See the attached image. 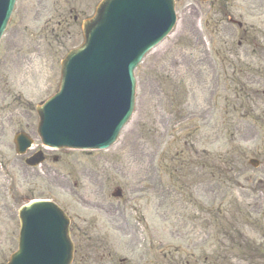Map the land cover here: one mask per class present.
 Masks as SVG:
<instances>
[{
  "label": "rangeland",
  "instance_id": "374dc122",
  "mask_svg": "<svg viewBox=\"0 0 264 264\" xmlns=\"http://www.w3.org/2000/svg\"><path fill=\"white\" fill-rule=\"evenodd\" d=\"M99 1L16 0L0 41V264L16 249L18 209L37 199L71 218L73 264L183 263L198 257L189 242L206 221L211 264L232 255L264 264V53L238 49L240 31L225 21L207 35L208 4L176 0V26L138 68L134 114L114 146H41L35 107L57 91L60 60L81 44L80 23ZM241 23L264 31V19ZM20 131L34 142L27 156L46 155L35 169L15 155ZM123 222L144 228L140 248H126Z\"/></svg>",
  "mask_w": 264,
  "mask_h": 264
},
{
  "label": "water",
  "instance_id": "95a60500",
  "mask_svg": "<svg viewBox=\"0 0 264 264\" xmlns=\"http://www.w3.org/2000/svg\"><path fill=\"white\" fill-rule=\"evenodd\" d=\"M15 0H0V39ZM175 24L172 0H103L81 25L83 45L61 63L59 93L37 107V134L52 149L106 150L132 114L133 71ZM32 141L14 138L23 155ZM41 152L25 161L35 168ZM253 167L259 163L251 160ZM116 189L113 197L120 196ZM18 249L7 264H71L69 220L53 203L33 202L18 211Z\"/></svg>",
  "mask_w": 264,
  "mask_h": 264
},
{
  "label": "flooded vegetation",
  "instance_id": "af4514ba",
  "mask_svg": "<svg viewBox=\"0 0 264 264\" xmlns=\"http://www.w3.org/2000/svg\"><path fill=\"white\" fill-rule=\"evenodd\" d=\"M205 4L209 6L206 8L210 13V18L206 19L204 22L203 30L208 33L217 31L218 21H225L227 25H234L240 31V38L237 41L238 49L244 48V53H248V48L250 50V55L255 57L258 53H264V31L250 26V29L246 28L241 21L245 18H252L257 22H261L264 19V0H213L205 3L198 2V6L201 7ZM238 7V9L236 8ZM243 11V12H241ZM198 14V13H197ZM239 20L240 22H238ZM200 21V20H199ZM244 27V28H242ZM200 31V29H198ZM210 37V36H208ZM210 51V50H209ZM239 55L237 54V57ZM252 57V56H251ZM241 60V59H240ZM117 230L121 233L124 238V244L127 249H129V243L134 248H140V245H143L144 238H138L136 233L144 237V228L141 229V232L137 231L136 228H130L127 223L123 222L117 227ZM74 237H76V234ZM143 234V235H142ZM209 237L208 222L203 225L201 232L196 233V238L189 242L192 252H196L198 257H194L193 253L187 255L186 261L180 263L178 261L170 260L171 264H211L209 261V245L204 244L205 240ZM150 240H152L150 238ZM233 240V239H232ZM123 246V249H126ZM144 251V246L141 248ZM139 253V254H138ZM137 255L142 258V251H138ZM196 258V259H195ZM87 259V258H86ZM127 259V261H126ZM237 260L234 263H231L232 260ZM83 260V259H82ZM77 261V264H86L85 261ZM128 258H123L119 260L123 264L128 262ZM241 258L239 255H232L230 257H223L220 259V264H239ZM99 262L103 264V258L99 259ZM74 263V261H73ZM130 263V262H129ZM126 264V263H125ZM136 264H140V260H137ZM217 264V263H213Z\"/></svg>",
  "mask_w": 264,
  "mask_h": 264
}]
</instances>
